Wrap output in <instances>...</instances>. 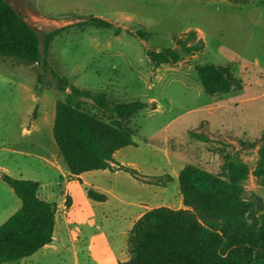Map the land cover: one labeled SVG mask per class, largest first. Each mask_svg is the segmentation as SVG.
<instances>
[{
	"label": "rangeland",
	"instance_id": "obj_1",
	"mask_svg": "<svg viewBox=\"0 0 264 264\" xmlns=\"http://www.w3.org/2000/svg\"><path fill=\"white\" fill-rule=\"evenodd\" d=\"M6 1L42 39L90 15L113 22L112 29L75 27L62 33L52 44L50 63L81 89L157 104L156 110H145L131 121L136 145L124 148L119 157L121 165L147 180L125 171L90 173L84 181L91 189H108L128 201L99 190L109 199L95 202L87 186L67 174L54 138L56 105L66 94L39 83L37 65L0 59V171L39 182V196L58 205L53 245L6 264H116L114 253L130 260L127 231L144 199L176 203L185 165L217 173L228 160L211 152L200 137L233 146L232 159L250 168L247 197L256 201L257 215L264 209V186L253 175L264 143V0ZM140 30L151 38L136 37ZM191 30L206 41L203 52L177 65H152L148 49L175 48V36ZM206 64L229 66L243 88L209 95L196 70ZM68 196L75 200L74 212L66 206ZM22 206L0 178V226Z\"/></svg>",
	"mask_w": 264,
	"mask_h": 264
},
{
	"label": "trees",
	"instance_id": "obj_2",
	"mask_svg": "<svg viewBox=\"0 0 264 264\" xmlns=\"http://www.w3.org/2000/svg\"><path fill=\"white\" fill-rule=\"evenodd\" d=\"M79 19L82 21L42 39L8 1L0 0V59L37 65L39 83L66 94L56 105L54 138L72 175L125 171L146 181L136 169L121 165L115 155L136 145L137 133L131 121L145 110H156L157 104L125 102L106 92L81 89L49 61L55 38L69 29L115 27L113 22L94 15ZM135 36L143 41L151 38L145 30ZM174 39L175 48L147 50L154 67L177 65L206 48V41L196 30ZM196 70L204 90L211 96L243 88V82L229 66L206 64ZM200 139L211 152L228 160L217 173L194 165L185 167L179 176L185 208L160 207L145 213L129 235L130 260L119 264H264V209L257 215L256 201L247 197L246 182L251 174L248 164L232 159L231 144ZM253 175L264 186V143ZM0 178L23 202L22 208L0 226V264H6L30 258L54 243L58 205L39 196V182L17 179L2 171ZM86 190L89 199L108 201L105 193ZM66 206L72 208V196H68Z\"/></svg>",
	"mask_w": 264,
	"mask_h": 264
},
{
	"label": "crops",
	"instance_id": "obj_3",
	"mask_svg": "<svg viewBox=\"0 0 264 264\" xmlns=\"http://www.w3.org/2000/svg\"><path fill=\"white\" fill-rule=\"evenodd\" d=\"M127 149V148H126ZM124 149L118 151L115 155V158L116 160L119 162V157H120V154L121 152L123 151ZM61 159L62 161L64 162V158L63 156L61 155ZM178 162H180V160H178ZM188 165H185L180 173L182 172V170L187 167ZM100 171H103V172H109L110 170H100ZM95 172H98V171H92V172H87V173H84L80 176H74L71 174L70 170H68L67 168V174L70 175L72 181L73 180H80L85 186H87V188H90V183H88L87 181H84V177H86L88 174L90 173H95ZM111 172V171H110ZM67 174L64 175L65 177V180L63 181L64 184H66V182L68 181V179L66 178L67 177ZM180 176V175H179ZM95 188V187H94ZM97 190H101L103 192H105L106 194L109 195V197H116V199H118L120 202L122 203H126L128 201H126L123 197H119L117 195H114L110 190L108 189H104V188H96ZM164 195H166V192L163 191L162 192V197H164ZM108 197V199H109ZM161 197V196H160ZM174 203L171 199H168L167 201L165 200H160V199H156V197H150L148 199H144V203H142L141 205H139L138 207L140 208V211L136 214V216L134 217V219L131 220V223H130V227L127 231V234L129 236L131 230L133 229L135 223L145 214L147 213L148 211H151L155 208H160V207H168V208H172V209H175V210H179V209H184L185 208V205H184V198L180 192L179 194V200L176 201V203ZM132 205H135L134 203H131ZM74 205H75V200L73 199V206H72V212H74ZM55 239H56V234H55ZM128 240L129 238H126V245L128 246ZM53 245V244H52ZM51 246V245H50ZM48 247V246H47ZM46 248V247H45ZM114 258H115V261H116V264H119L120 262H125V260H122L120 259V257L114 253ZM28 259V258H27ZM25 260V259H24ZM23 261V260H21Z\"/></svg>",
	"mask_w": 264,
	"mask_h": 264
}]
</instances>
